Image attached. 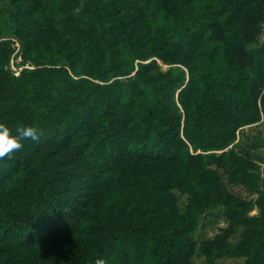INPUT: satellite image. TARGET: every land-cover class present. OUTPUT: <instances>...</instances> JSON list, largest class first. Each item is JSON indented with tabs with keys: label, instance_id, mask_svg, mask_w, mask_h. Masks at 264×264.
Segmentation results:
<instances>
[{
	"label": "trees",
	"instance_id": "trees-1",
	"mask_svg": "<svg viewBox=\"0 0 264 264\" xmlns=\"http://www.w3.org/2000/svg\"><path fill=\"white\" fill-rule=\"evenodd\" d=\"M0 122V264H264V0H0Z\"/></svg>",
	"mask_w": 264,
	"mask_h": 264
},
{
	"label": "rangeland",
	"instance_id": "rangeland-1",
	"mask_svg": "<svg viewBox=\"0 0 264 264\" xmlns=\"http://www.w3.org/2000/svg\"><path fill=\"white\" fill-rule=\"evenodd\" d=\"M11 67L13 70H17V67L14 65V63L11 64ZM254 134H261V136L264 137V125L255 130ZM257 154L259 156L258 161L260 162L262 169H264V148L260 149ZM232 190L242 196H248L247 192L239 187H233ZM181 202L182 204H184L185 198H182ZM214 212H211V214H205L200 217L198 226L193 234V238L196 242L200 243L204 239L213 237L221 227H224L226 225V220L223 214L217 210ZM253 214H256V212L254 211ZM238 236L239 234L234 236L233 240H237ZM243 261V258H224L219 260L216 264H242ZM195 263L204 264V259L201 257H197L195 259Z\"/></svg>",
	"mask_w": 264,
	"mask_h": 264
},
{
	"label": "clouds",
	"instance_id": "clouds-1",
	"mask_svg": "<svg viewBox=\"0 0 264 264\" xmlns=\"http://www.w3.org/2000/svg\"><path fill=\"white\" fill-rule=\"evenodd\" d=\"M38 136L39 131L34 126H23L13 132L7 124L0 122V157L19 150L24 139L35 140ZM95 264H105V262L103 259H97Z\"/></svg>",
	"mask_w": 264,
	"mask_h": 264
}]
</instances>
